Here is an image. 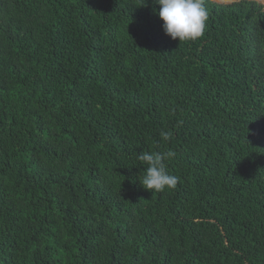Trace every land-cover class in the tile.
Masks as SVG:
<instances>
[{
    "label": "trees",
    "instance_id": "trees-1",
    "mask_svg": "<svg viewBox=\"0 0 264 264\" xmlns=\"http://www.w3.org/2000/svg\"><path fill=\"white\" fill-rule=\"evenodd\" d=\"M203 6L179 42L154 0H0V264H264V11Z\"/></svg>",
    "mask_w": 264,
    "mask_h": 264
},
{
    "label": "clouds",
    "instance_id": "clouds-1",
    "mask_svg": "<svg viewBox=\"0 0 264 264\" xmlns=\"http://www.w3.org/2000/svg\"><path fill=\"white\" fill-rule=\"evenodd\" d=\"M154 3L159 5V11H154V14L162 21V31L170 40L191 41L203 35L208 19L203 0H154ZM160 135L164 141L172 137L170 131L161 132ZM175 156L176 153L171 149L164 152H139L136 159L146 166L139 180L141 187L150 192L175 189L179 177L170 174L166 165V161Z\"/></svg>",
    "mask_w": 264,
    "mask_h": 264
},
{
    "label": "rangeland",
    "instance_id": "rangeland-1",
    "mask_svg": "<svg viewBox=\"0 0 264 264\" xmlns=\"http://www.w3.org/2000/svg\"><path fill=\"white\" fill-rule=\"evenodd\" d=\"M210 1L213 2L216 6L225 5V4L215 3V1H213V0H210ZM237 1H239V0H235V1H232V2H237ZM248 1L254 2V3L260 5L264 9V2H263V0H248Z\"/></svg>",
    "mask_w": 264,
    "mask_h": 264
},
{
    "label": "water",
    "instance_id": "water-1",
    "mask_svg": "<svg viewBox=\"0 0 264 264\" xmlns=\"http://www.w3.org/2000/svg\"><path fill=\"white\" fill-rule=\"evenodd\" d=\"M231 3H234V2H227V3H224V4L226 5V4H231Z\"/></svg>",
    "mask_w": 264,
    "mask_h": 264
}]
</instances>
